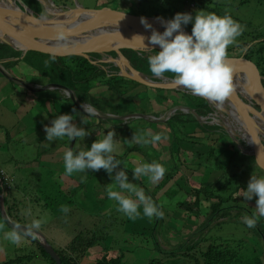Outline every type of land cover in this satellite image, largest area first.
I'll list each match as a JSON object with an SVG mask.
<instances>
[{"label":"rangeland","instance_id":"374dc122","mask_svg":"<svg viewBox=\"0 0 264 264\" xmlns=\"http://www.w3.org/2000/svg\"><path fill=\"white\" fill-rule=\"evenodd\" d=\"M166 1H169V3L168 6L164 7H169L170 10L166 14V16L175 17L177 13H182V10L184 12V9L189 10L188 13H191L193 16H195V12L202 10L199 8V6L191 3V0ZM204 1L207 3L206 8H209V10L204 7L203 11L215 12L216 14L221 16L225 13H228L232 17H238L247 25H251L254 29L252 27H248V29L246 30V34L242 36L244 38L257 37L258 41L260 40L263 42L264 47V0ZM21 2L25 6L30 8L35 14L43 15H46L45 9H49L52 3L54 7L56 6L55 8L59 10L61 9V11H67L69 7L74 8L78 4L86 9L110 7L116 10H127L138 15H141L143 12L152 11L154 5L152 3H147L145 0H21ZM73 10H80V7L78 6ZM68 12L71 13L74 11L69 10ZM183 27L191 34L193 27L192 23ZM233 51V49L228 50L229 57L238 55V52ZM245 52L246 49H244L242 54L238 55V57L243 56ZM17 58V65H19L20 68L16 70L11 64L9 66V69L10 73L12 74L11 76L15 77L14 75H18L20 77L18 81L21 84H23L22 81L26 80L30 82H36L40 84V86H44L45 82H47L48 80H53L57 75V70L55 67H41L43 60L47 59L44 54H38L32 51H28L22 57H15V59ZM64 63L69 64V59H66ZM107 65L108 64H104L101 66V68L103 70L106 69L110 74H116L112 73L116 71H114ZM26 81L25 83L32 84ZM92 84L93 82L89 83L90 88L88 89V93L92 98V101H88L93 104L92 107L95 108V110L97 111L96 114L98 115L95 114L91 116H88L89 114L85 112L84 109L83 111H79L78 108L73 104V102L68 99V95L61 89H52L51 91H49L42 89L37 90L34 87L33 89H31L28 88V86H26V88L20 86L24 90V92H30V90H32L34 94L43 98L46 97V100L43 101L41 105H35L34 109L30 107V116H28V114L26 113H19L18 109L8 101V103L11 104V111L14 113L15 110L16 113V115H14V120L15 122L19 120L25 121L27 123L28 121H31V119H34L41 129L38 132L33 133L34 135L29 136L30 141L22 139L17 141L16 143H5L4 145H2L0 147V165L4 164L7 169H11L13 167L12 162H18L22 164L26 163L27 165L33 161H39L43 151L51 154V156H55L58 150H56V148L54 149L53 146H47L46 144H44V141H42L45 122L47 123V125H51V118H53L54 113H56L54 117H56L58 114H70L74 116L73 123H75L78 127H83L85 131L91 133L85 138H77V145L79 146L78 149L80 150H90L93 142H95L97 139H102L103 136L107 135L109 131H115V138L120 140L121 142L119 151L117 153H114V155L116 156V159L121 161V165L116 170H114V176L116 172L125 170L126 174L128 175L129 182L134 183L135 185L143 189L144 185L146 186V188H148L144 189L145 194L147 195L148 192H152V188L157 183H151L147 176H141V182L136 183V179L132 177L131 163L135 159H137L135 160V165L140 163L138 161V158H140L139 154L141 152L132 154L131 149L133 151V146L135 144L129 147L124 143V141L131 140L135 133L137 135L146 133L150 129L147 125L151 126L155 134H165V132L169 129L166 128L162 124V122L166 121L174 113L171 109L174 105L171 107L165 106V108L152 107L151 103L153 101L151 100L154 99L157 101L159 100V96L151 97L150 95H154L156 89L154 90L146 88L145 85L139 86L137 88V99L135 101H129V103H127L128 101L126 99H123L122 97L118 98L117 96H111L108 98V90H106L105 87L96 86L94 88L93 85H95L96 83H94L93 85ZM156 91H158L159 95L166 94L167 97L170 96L175 102V105H178L179 103L182 104L183 102L186 105L192 106L194 103L192 102L193 100L191 101L186 97L183 98L180 94L177 93L173 94V92L170 90L164 92V89H157ZM123 100H125L124 102L125 104H127V108L126 105H124ZM76 102L77 101H75V104H77V106L79 107L82 104L86 103ZM208 104L210 105L212 110L205 116H198L196 114L197 116H195V118L200 123H207L209 125L216 126L215 129H209V138L214 139V142L209 140L206 143V146L193 143H190L189 145L183 143H172V150L173 152H175V154L173 155L175 159H173L178 164V168L182 170L183 173H181L184 177H186V179L184 178V181L186 180V184L190 188H192V186H199V182L203 184L206 182H210L211 184H213L219 178H226V174H224V171L219 170V165H225V163H228L229 160L232 163L231 169L234 171H228V173L232 172L233 176L228 179L227 184L225 185L227 186V188L225 187V189L235 190L236 188V193H234V196H231L229 199V204L233 205L234 207L229 210L228 213L230 215L220 217L218 221L230 220L232 222H227L226 224L221 225L219 228H211V231L208 233V235L218 236L232 231L233 235L238 236L241 234V232H244L245 229L251 235L253 234L252 229L247 227L243 223L241 217L246 215L245 213L250 210V212L253 213V211L257 208L256 200L258 199V197L254 196L252 200L245 199L244 191H242L241 188L238 189L237 185L240 184V186H242L246 191L251 176L253 174L257 177L264 176V170L258 166L256 161H254L255 159L251 161V159L246 157V155L253 156L252 153L254 152V150L249 144L246 136L244 135L243 130L239 127L238 123L233 119V117L226 110L218 109L215 102L209 101ZM73 109H76V112H73ZM111 112L119 113L113 114ZM178 112L188 113L182 111ZM108 114L119 116V118L106 117L108 116ZM143 114H145L146 118L143 117ZM155 116L159 117L160 120H154ZM82 117H85V119L87 120L86 124H83ZM104 120L107 122H104ZM188 128H190L191 130L192 124L185 123V130H187ZM218 135L222 137L224 141H220L218 143L216 139V136ZM128 136L130 138H128ZM169 138L170 134L168 139ZM168 139L157 143L156 146L136 144L143 150V152L145 149L148 150L152 147L161 150L163 153L158 151L157 154L148 150L146 155L150 158L151 162L156 161L163 164L167 168L166 174L168 173L169 169V162L167 160L169 154L164 152V150L167 148V144L169 141ZM187 140L189 139L184 138L183 142H186ZM73 142L74 140H72V143ZM223 142H225V146L222 145ZM209 143H213V148L216 150L222 161L221 164H219V158L213 160V153L206 154L203 157L201 156V158H196L195 160H193L195 156H193L191 153H193L194 151H206L208 145H210ZM77 145L75 146V148H77ZM122 154L123 156H121ZM241 154L244 155V158L241 156ZM157 158H159V160H157ZM7 160H10L11 162H6ZM245 163L248 164L249 171L244 173L242 176L240 171L242 170ZM45 164L46 166L49 165L54 168L53 165L55 164V162L47 161ZM46 166L43 164L40 168H26V170L20 172L29 174V176L27 175L25 179L27 177H37L36 174H47L48 170L47 168H45ZM94 172H97V176L95 174H92L90 180L83 188L66 190L60 187L57 192H53V194L51 195V201L47 200L45 203L48 209L47 213H51L52 210L57 209L58 212H61V205H67L69 206L70 211L66 215L63 213L62 214L63 217H65L67 220L70 219L72 221L67 229L62 230L64 234L60 232L59 228L48 226L46 227V233L44 235L46 236V238L48 237L50 241H53L54 239L50 236V234H54V236H56L57 238L56 241L62 242L67 241L69 238H73L76 232L77 240L89 238L90 233L94 231L95 234H100V239H102V241H100L101 246H107L108 244H110L113 247H120L117 254H119V251H121V249L124 251V264H146L148 259L155 253L153 244L152 242L150 243V239H147L146 241H144L143 239V237L149 236L147 234L133 235V229H135L134 226L129 227L127 230H125V232L121 230V226H119L118 222L120 220L122 221L124 214L117 211L118 205L116 201L106 197L105 194L107 192L104 193V186L108 185V173L104 169ZM54 173L57 175L58 183V174L56 171ZM100 174H104L101 178L102 184L99 183L98 179ZM177 177H179V175H176L174 179ZM172 182L173 180L167 183L163 189L155 193L158 204L159 206H162V211L164 213V217L161 220L162 225L157 230L158 245L165 249H172L177 246V244L186 239L189 236V233L199 227L205 217V213L207 214L208 212V204L204 201H202L203 204H201L200 208H198L197 206H191L193 208V211L190 212L189 210H187L182 203L183 200L186 199V196L181 195V193H178L176 196H160ZM111 183L114 182L112 181ZM95 186H97V188ZM54 187V189L56 190L57 186ZM116 190L120 189L117 188ZM11 192L12 196H16V199L13 200L14 203L17 204V206L20 208H23L27 204L35 205L36 203H33L32 199L42 201V196L33 189H19L17 187L16 190H12ZM80 194L83 197L80 198ZM123 194L128 195L127 192H124ZM220 194L222 193L220 192ZM56 197L58 198V200L56 199ZM74 198L75 200H72ZM204 198L205 196H202V199ZM193 200L194 196L191 197L190 201L192 202ZM78 214H80V218L73 220V218L77 217ZM85 214L91 215L89 220L88 217H83V215ZM44 216L47 217V214H44ZM1 221L2 220H0V225H3V228H0V264L4 263L8 258L10 259L15 257H20L23 259L19 260L17 264H56L52 263L48 258L40 255V253L38 252L39 248L36 246L38 243L31 237L27 238V244L31 246H26L27 244L24 243H20L24 245V248H22L23 246H7V244L10 242L3 239V234L4 232L9 230L7 229L6 225L2 223L3 221ZM64 223L68 224V222ZM261 226L264 230V223H262ZM108 227H110V229L112 228L113 230L108 231ZM117 227H120V229H114ZM230 227L233 228L230 229ZM141 228V226H138L137 229ZM255 234H253L251 237L254 240V244L257 247L259 253H261L264 250V239H260ZM143 242L148 245L141 244ZM100 245L89 248L87 254L82 259H80L78 264H91V257H101Z\"/></svg>","mask_w":264,"mask_h":264},{"label":"trees","instance_id":"16d2710c","mask_svg":"<svg viewBox=\"0 0 264 264\" xmlns=\"http://www.w3.org/2000/svg\"><path fill=\"white\" fill-rule=\"evenodd\" d=\"M145 1L147 3L154 4L153 10L150 12H143L141 15L160 16L171 19L174 18L173 16H166L168 11L170 10L169 7H164V6H168L169 1L168 2L166 0H145ZM191 3L199 6V8L202 10L204 7L206 8L207 5V3L204 0H191ZM206 9L209 10V8ZM188 12L189 10L187 9H184V12L182 10V13H188ZM232 18L238 21L239 23H241L242 25L246 26V30L248 29V27H252L251 25H247L246 23L241 21L238 17H232ZM246 30L244 31L243 35L246 34ZM231 49L234 50L233 52H238V55H241L243 50L246 49V52L243 54V58L253 63L256 66L259 73L261 75H264V47H263V42L260 40L258 41L257 37L244 38L243 36H240L238 38L237 45L229 48V50ZM154 51L159 52L158 50H154ZM32 52L38 54H44L47 57V59L43 60L41 66L42 68L46 66H53L56 68L57 70L56 77L53 80L50 81L48 80L47 82H57L73 90V92L75 93L76 97L79 100L78 101L79 103L87 102L88 104L93 106V104L88 101V100L92 101V98L88 93V89L90 88L89 85L90 82H93V84L96 83L95 85L92 84L94 88L96 86L105 87V89L108 90V98L111 96H117L118 98L122 97L123 99H126L128 101L127 103H129V101L131 102L135 101L138 97L137 88L139 86H142V84L136 83L130 79L121 77L116 74L115 75L110 74L106 70L104 71L100 66L92 64L90 60H88L83 56L69 55L66 57H60V56H54L37 51H32ZM122 53L130 60L132 65L137 70L142 71L149 76H152V73L149 70V64L147 60L148 56H144L143 53H138L135 50H131V49H123ZM110 55L115 56L116 54L114 52H111ZM19 56H20V51L13 49L11 46L7 44L0 43V61L2 62L5 68L8 69L11 64L14 65L13 58ZM98 57H99L98 54L91 55V58H98ZM66 59H69V64L64 63ZM110 68L113 69L114 71H118V69L114 66H110ZM165 77L173 78L171 74H166ZM262 85L264 86V79H262ZM146 88L154 89V90L158 89L148 86H146ZM156 90H155V94L150 96L151 97L159 96V100L156 101L152 99L151 100L153 101L151 103L152 107L165 108V106L171 107L175 105V102L172 100L170 96L167 97L166 94L159 95L158 91ZM165 91L168 90L164 89V92ZM170 91H172L173 94L176 93L180 94L181 97L183 98L186 97L191 101L193 100L192 102L194 103L192 106L186 105L183 102L182 105L194 109L195 113L198 116H205L208 112L212 110L207 100L202 97L193 95L191 93H186L180 90H170ZM68 99L70 98L68 97ZM124 101L125 100H123V102ZM73 104L78 108L79 111H82L80 107L77 106V104H75V102H73ZM124 105H126L127 108V104H125V102ZM178 111L179 110L175 111V113L172 114L166 121L162 122V124L169 129L168 131L165 132L167 139L170 134L167 148L164 150V152L169 154L167 159L169 162L168 173L159 183H157L152 188V192L147 193V196L152 197L155 203L159 206L158 200L155 197V193L163 189L167 183L173 180V182L166 188V190L163 191L164 194L162 192L160 196H176L178 193H181V195L186 196V199H184L182 203L187 210H189L190 212L193 211V208L191 206H197L198 208H200L201 204H203L202 201H204L205 203L208 204L207 207L208 212L207 214L205 213V217L201 222V224L199 225V227L196 228V230L189 233V236L186 239H184L182 242L177 244V246H175L172 249H165L158 245L157 230L162 225L161 223L162 219L156 217L149 219L148 217L143 216L142 207L140 208L141 216L135 220L129 219L125 214L123 215L122 221L120 220L118 222L119 226H121V230L125 232V230H127L129 227L134 226L135 229H133V235L147 234L149 236V237H143V239L144 241L150 239V243L152 242L155 253L148 259L146 264H264V250L261 253H259L257 247L254 244V240L251 237L253 234L256 233L255 235H257L260 239L261 238L264 239V230L263 227L261 226L262 223H264V217H261L258 220L256 228H251L253 233L251 235L246 229L244 232H241V234L238 236L233 235L232 231L226 234H221L222 236L208 235V233L211 231V228H215V227L219 228L221 225L226 224L227 222H232L230 220L218 221V219L225 215H230L228 212L231 208L234 207L233 205L229 204V199L231 196H234V193H236V188L235 190L225 189V187L227 188V186L225 185L227 184L228 179H230L233 176L232 172L228 173V171L230 172L234 170L231 169L232 163L228 160V163H225V165H219V170L224 171V174H226V178L223 177L219 178L213 184H211L210 182H206L204 184L199 182V186L198 185L192 186V188H190L186 184V180L184 181V178L186 179V177L183 176L182 170L178 168V164L174 160L175 157L173 155L175 154V152H173L172 150V143H178V144L183 143L188 145L190 143H193L197 145L206 146V143L209 140L214 142V139L209 138L210 137L209 129L210 128L215 129L216 126L209 125L207 123H200L195 118V116L190 112L181 113ZM118 113L119 112L113 114H118ZM104 122L107 121L104 120ZM152 123H156V122H152ZM185 123L192 124V129L190 130V128H188L187 130H185ZM184 138H187L189 140L183 142ZM216 139L218 143L220 141H224L222 137H220L219 135L216 136ZM63 145L65 146V148L69 147V144L66 141L64 142ZM222 145L225 146V142H223ZM213 146H214L213 143H211L210 145H208L206 151H194L193 153H191L193 156H195L193 160H195L196 158H201V156L203 157L206 154L213 153L214 154L213 160L219 158V164H221L222 161L216 150L213 148ZM158 151L162 152L161 150L158 149L154 150L156 154L158 153ZM132 152L142 153L143 150L138 145H136L133 147ZM141 153L139 154V157H141L143 161H146L145 163H152L151 161L146 159V157L143 156V154ZM121 156H123V154ZM241 156L244 158L243 154H241ZM246 157L251 159V161L254 160L255 158L249 155H246ZM157 159L159 160V158ZM134 166L135 165L131 163V168H133ZM247 171H249L248 164L245 163L243 165L242 170L240 171L242 176ZM92 173H94L97 176V172H94L93 170H88V172H84V173H77L76 175L78 176L79 179H75L76 182H74L73 185L70 184V187L67 190H70L72 188L75 189L81 188L83 183H80V181L82 180V178L87 179L89 176L92 175ZM103 175L104 174L99 175L98 179L100 184H102L101 178ZM112 175L114 177V173ZM176 175H179V177L174 179ZM132 177H134L133 172H132ZM0 180L2 182V188H7L10 185V182L6 179L5 175H2L0 177ZM112 181L114 182V179L110 177L108 174V185L111 184ZM139 182H141V177L139 179H136V183ZM105 187L106 186H104V193L106 192ZM237 188L238 189L241 188L242 191H245L243 187L240 186V184L237 185ZM144 189H148V188H146V186L144 185ZM183 190L185 193L183 192ZM220 192L222 194H220ZM105 196L107 197V193L105 194ZM192 196H194V200L191 202L190 199ZM202 196H205V198L202 199ZM48 201H51V199H49ZM32 202L39 203L41 202V200L37 201L32 199ZM44 205L47 207L46 204ZM31 206L33 209L36 208L35 205H31ZM45 211L47 210L46 209L42 211L39 210L35 218L38 219L37 215L46 214ZM250 211H248L245 214L251 215L252 212ZM7 213L9 217L16 223L27 222L28 224H31L32 222L28 217L25 209L22 210V208L18 207L17 204L15 203L11 204L8 207ZM1 220L4 223V220L3 219ZM138 226H141L142 228L137 229ZM118 228L120 229V227L114 229H118ZM232 228L233 227H230V229ZM110 230L113 229L112 228L110 229V227H108V231ZM76 234L74 235V237L70 242L65 244V248H61L60 246L54 247L55 251L60 256V259L63 264H78L80 259H82L87 254L89 248L96 245H100V241H102V239H100V234L97 235L94 233V231L90 233L89 238H83L80 240H77ZM141 244H145V243L143 242ZM36 246L39 248L38 252L40 253L41 256L46 257L52 263H55L52 260V258L49 256V254L46 253L45 250L39 244H37ZM119 248L120 247H116V246L113 247L110 244H108L107 246H101V251H100L101 257L99 258H97L98 256L94 257L97 259H95L91 264H124L123 261L124 251L121 249V251H119V254H117ZM19 260H23V259L20 257H16L7 260L2 264H9V263L17 264Z\"/></svg>","mask_w":264,"mask_h":264},{"label":"clouds","instance_id":"9594fccd","mask_svg":"<svg viewBox=\"0 0 264 264\" xmlns=\"http://www.w3.org/2000/svg\"><path fill=\"white\" fill-rule=\"evenodd\" d=\"M157 19L165 28L163 33L155 30L146 18L141 17V24L145 29H151L152 34L150 37L143 35L135 37L139 39L145 50L154 51L145 44L146 39L148 44L159 45L162 49L159 52L154 51L155 54L147 57L152 75L160 78L171 74L177 86L187 89L193 95L223 105L236 91L235 69L229 62L228 50L231 46L237 45L238 38L243 35L246 26L233 19L228 13L221 16L215 12L203 10L197 11L195 16L191 13H177L171 20ZM190 23L193 24L192 31L191 34H187L183 26ZM69 36L70 31L62 27L56 31L57 41H67ZM108 65L111 66L110 63ZM80 107L89 114L88 116L96 114L94 107L92 108L87 102ZM73 112H76V109H73ZM73 120L74 116L70 114L59 115L53 119L52 126L45 125L44 128L47 134L46 140L53 141L65 137L69 140L82 139L91 134L83 127H78ZM82 122L87 123L85 117H82ZM115 137V131H109L102 139L93 142L90 150L76 152L67 150L63 156L64 174L72 176L74 173L104 169L114 179V183L105 188L108 198L116 201L117 211L135 220L141 216L140 208L142 207L143 216L149 219L153 217L163 219L162 206H158L152 197L147 196L143 188L129 182L125 170L116 172L113 177L114 170L121 165V161L114 155L119 151L121 141ZM164 140H167L164 133L153 134L149 129L142 135L135 133L131 140H125L124 143L129 147L133 144L156 146ZM133 172L134 179L147 176L151 183L156 184L164 178L167 168L153 161L138 164ZM8 187L2 188L0 180L1 196ZM117 188L120 190H116ZM124 192L128 195L123 194ZM254 196L258 197L257 208L251 215L246 214L241 217L243 223L249 228H256L258 220L264 217V176L257 177L254 174L251 176L247 190L244 191V198L252 200ZM60 211L66 215L70 208L62 205ZM44 223L45 220L40 218L33 219L31 224L23 229L19 225H14L10 231L4 232L3 239L11 244L19 245L26 237H35ZM0 228H3V225H0Z\"/></svg>","mask_w":264,"mask_h":264},{"label":"water","instance_id":"95a60500","mask_svg":"<svg viewBox=\"0 0 264 264\" xmlns=\"http://www.w3.org/2000/svg\"><path fill=\"white\" fill-rule=\"evenodd\" d=\"M13 3L16 6L15 8L0 0V43L7 44L15 50L20 51L21 57L28 51H37L60 57L69 55L83 56L90 60L92 64L100 67L103 64L110 63L111 66L118 69L116 75L130 79L136 83L152 88L180 90L190 93L187 89L177 86L173 78H158L137 70L122 53L123 49L135 50L138 53L148 52V50L143 48L139 39L135 38L137 35L150 37L152 34L151 29H145L141 24V17L146 18L152 27L160 33H163L165 28L157 18H163L164 20L171 19L160 16L138 15L127 10H116L110 7L86 9L78 4L74 8L69 7L67 11H61V9L56 8L61 13H64V15L55 13L53 10L48 11L49 9H45L46 15H43L35 14L21 0H13ZM78 6L80 10H73ZM69 10L77 13L67 16L66 13ZM60 27L70 31L67 41L56 40V31ZM184 31L190 34L185 28ZM145 44L153 50H162L159 45L148 44L147 39L145 40ZM111 52H114L116 55H110ZM92 54H98L100 57L93 58L95 59L93 60L91 58ZM107 56L109 58H106ZM229 62L235 69L234 84L236 91L228 100L234 106L245 111V117L248 122H253V126L250 129L253 134L250 137L252 142L251 147L254 150L252 154L258 166L264 170V134L261 132L260 126L261 123L264 124V86L262 85L264 75H261L256 66L250 61L245 60L243 56H230ZM107 66L109 67L110 65ZM0 72L13 80H19L16 77L8 75L1 61ZM247 76L250 77L251 81L247 87V93L249 94L244 96L238 89L241 86L238 84L239 82L243 84L244 77ZM167 79L170 81H167ZM22 83L28 86V88L33 89L31 84H26L23 81ZM34 88L37 90L61 89L72 101L74 100L73 102L77 101L76 103H78L79 101L73 90L57 82L48 83L41 87L34 86ZM80 109L83 110L81 107ZM171 109L174 113L179 110L190 112L194 116H197L194 109L182 104L174 105ZM106 117L119 118V116L112 114H108ZM143 117L146 118L145 114H143ZM154 120H160V118L155 116ZM0 217L11 229L14 225H19L21 229L28 226L16 223L9 218L3 207L1 194ZM31 238L36 240L56 264H63L58 253L45 238L42 239L40 237L39 232H37L35 237Z\"/></svg>","mask_w":264,"mask_h":264},{"label":"crops","instance_id":"0c3cea01","mask_svg":"<svg viewBox=\"0 0 264 264\" xmlns=\"http://www.w3.org/2000/svg\"><path fill=\"white\" fill-rule=\"evenodd\" d=\"M17 60H18V58L17 59L13 58V61H14V65H13L14 67L13 68H15L16 70L20 68V66L17 65ZM2 66L4 67L3 64H2ZM5 70L8 73V75H12L10 73L9 68L8 69L5 68ZM14 76L20 79V77L18 75H14ZM25 81L26 80H24L23 82L25 83ZM26 82L32 83L33 85L36 84L34 86H40V84H38L36 82H30V81H26ZM32 84H31V86H32ZM46 84H47V82H45V85ZM20 86H23L26 88V86L24 84H21L19 81H16V80H13L7 76H4L0 72V147L2 145H4L5 143H8V144L9 143H16L17 141L22 140V139H26V140L30 141L29 136L34 135L33 133H36L41 129V128H39L40 126L38 125V123L34 119H31V121H28L27 123L25 121H19V120H17L15 122V120H14V115H16V113H15V110H14L15 114L11 111V104L8 103V101L11 102L18 109L19 113H23V114L26 113V114H28V116H30V114H29L30 113L29 110H31L30 107L32 109H34L35 105H41V103L46 100V97L45 98L40 97V96L34 94L33 91L24 92V90ZM42 90H47V89H42ZM48 90L51 91L52 89H48ZM55 115H56V113L53 114V118H51V120L56 119L57 116H59V114H58L56 117H54ZM245 116H246V114H245ZM244 122H245V125L248 127L247 129H248L249 134L253 135L251 130H250L251 127L253 126V122L252 121L248 122L246 120V117H245ZM250 123H252L251 126H250ZM45 125H47L46 122H45ZM47 126H52V125H47ZM147 126L152 130V133L155 134V132H153L154 130L151 128V126L150 125H147ZM260 126H261L262 132L264 134V124L261 123ZM44 128H45V126H44ZM44 128H43L44 132L42 134V136H43L42 141H44V144H46L47 146H53L54 149L56 148V150H58L57 154H55V156H51V154L43 151L39 161H33L27 165H26V163L22 164V163H18V162H12L13 167L11 169H7V167L4 164L0 165V175L1 176L5 175L6 179L10 182L8 189L2 193L3 207L6 210V212L8 211V207L14 203L13 200L16 199V196H12L11 191L16 190L17 187L19 189L20 188L33 189V190L37 191V193H39L42 196V201L35 204L36 208L33 209L32 206L29 204H27L26 206H24L22 208V210L25 209V211H26V213H27V215L31 221H33V219H36L35 216L39 210L40 211L45 210V209L48 210L44 204L46 203L47 200L51 199V197H52L51 195L53 194V192H55V191L57 192V190L60 187H62V189L67 190L70 187V184L73 185V183L76 182L75 179H79L78 176L76 175L77 173H74L72 176H66L64 174V161H63L64 153L67 150L71 149L74 152L80 150V149H78L79 146L77 148H75V146L77 145L78 139H74L73 143H72V140H69L67 137H65L63 139H54L53 141H47L46 140L47 134H46ZM241 129L243 130V127H241ZM35 136H36V134H35ZM128 138H130V137L128 136ZM65 141L69 144L68 148H65V146L63 145ZM249 144L251 145V143H249ZM134 146H136V144ZM148 150H150L151 152H154V150H156V148L152 147ZM148 150L145 149L144 152H142L141 154H143V156H145L146 159L151 161L150 158L148 156H146V153L148 152ZM131 153L137 154V152H132V149H131ZM59 155H61V156H59ZM132 157H133V155H132ZM138 159H139L138 161L140 162L139 164L146 162V161H143V159L141 157ZM135 160H137V159H135ZM135 160L132 161L133 164L136 162ZM47 161L55 162V164L53 165L54 168L52 166H49V165L46 166L45 163ZM6 162H11V161L7 160ZM43 164L46 166L45 168H47V170H48L47 174H44V175L36 174L37 177H27L25 179V177L27 175L29 176V174H27V173L24 174L23 172H20V171L26 170V168H40V167H42ZM137 165H135L134 167H136ZM134 167L131 168V170L134 169ZM55 171L58 174V178H59L58 183H57V175L54 173ZM132 172H133V170H132ZM92 174H94V173H92ZM91 176H89L87 179H83L80 181V183H83L81 188H83L87 184V182L90 180ZM54 186H57L56 190L54 189L55 188ZM74 189L75 188H72L70 190H74ZM57 197H56V199L58 200ZM79 197L81 198L83 196L80 194ZM72 200H75V198ZM107 206H108V204H107ZM45 212L47 214V217H45L44 215H37L38 219L43 218L45 220V223L38 230V232L40 233V237L42 239L45 238L46 241L53 248L59 247V246L61 248H65V244L70 242L72 240V238L70 239L68 237L69 239L67 241L58 242V241H56L57 240L56 236H54V234H50V236L54 239L53 241H50L48 239V237L46 238V236L44 234L46 233V227H48V226L57 227L60 229V232H62L64 234V232L62 230L67 229L72 220H70V219L67 220L65 217H63L64 213L62 214V212H58V209L52 210L51 213H47V211H45ZM78 213H80V212H78ZM7 215H8V213H7ZM84 216L88 217V220L91 217V215H86V214L83 215V217ZM78 218H80V214H78L77 217H74L73 220H76ZM0 220H1V217H0ZM64 222H68V224H65ZM3 224L6 225V227L9 231L11 230V228L9 226H7V224L5 222ZM24 224L30 225L27 222H24ZM27 238L28 237L23 239L21 243L27 244ZM10 245H14V244H11V243L7 244V246H10ZM14 246H17V247L23 246L22 248H24L23 244L14 245ZM26 246H31V245L27 244ZM10 259H13V258H10ZM10 259L8 258L7 260H10ZM95 259H97V258L91 257L90 262L92 263ZM13 264H15V263H13Z\"/></svg>","mask_w":264,"mask_h":264},{"label":"bare ground","instance_id":"6f19581e","mask_svg":"<svg viewBox=\"0 0 264 264\" xmlns=\"http://www.w3.org/2000/svg\"><path fill=\"white\" fill-rule=\"evenodd\" d=\"M2 1L5 2L7 5L11 6L12 8L16 7L13 3V0H2ZM51 10H53V12H55V13H61V11L57 10L53 6V4L50 5V8L48 11H51ZM73 13H77V12H71V13L67 12L66 14H67V16H72ZM61 14L64 15V13H61ZM153 54L154 53L150 52V51L143 53L144 56H149V55H153ZM106 58H109V57L107 56ZM112 73H118V72L116 71V72H112ZM167 81H170V80L167 79ZM250 81H251L250 77H244L243 84L241 82H239V84H238V85H241L240 87H238V89L242 92V94L244 96L249 94V93H247V90H248L247 87H248V83H250ZM216 106L218 109L226 110L233 117V119L238 123L239 127L240 128L243 127L244 135L246 136L248 142L252 144L251 138H250L252 135L249 134L248 129H247L248 127L245 125V122H244L245 121V114H244L245 111L238 108L237 106H234L231 102H229V100L224 102L223 105L216 103ZM251 125H252V123H250V126Z\"/></svg>","mask_w":264,"mask_h":264},{"label":"flooded vegetation","instance_id":"af4514ba","mask_svg":"<svg viewBox=\"0 0 264 264\" xmlns=\"http://www.w3.org/2000/svg\"><path fill=\"white\" fill-rule=\"evenodd\" d=\"M99 57H100V56H99ZM99 57H98V58H99ZM103 65H104V64H103ZM48 83H52V82H47V84H48ZM47 84H46V85H47ZM78 103H79V102H78ZM256 107H257V106H256ZM263 143H264V137H263Z\"/></svg>","mask_w":264,"mask_h":264}]
</instances>
